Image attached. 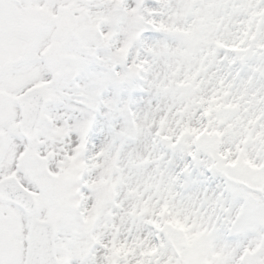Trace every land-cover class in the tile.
<instances>
[{
    "label": "snow or ice",
    "instance_id": "1",
    "mask_svg": "<svg viewBox=\"0 0 264 264\" xmlns=\"http://www.w3.org/2000/svg\"><path fill=\"white\" fill-rule=\"evenodd\" d=\"M0 264H264V0H0Z\"/></svg>",
    "mask_w": 264,
    "mask_h": 264
}]
</instances>
